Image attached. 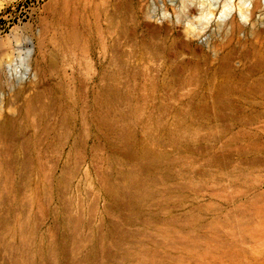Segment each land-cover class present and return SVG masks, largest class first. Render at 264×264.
<instances>
[{
  "label": "rangeland",
  "instance_id": "rangeland-1",
  "mask_svg": "<svg viewBox=\"0 0 264 264\" xmlns=\"http://www.w3.org/2000/svg\"><path fill=\"white\" fill-rule=\"evenodd\" d=\"M251 1L0 0V264H264Z\"/></svg>",
  "mask_w": 264,
  "mask_h": 264
},
{
  "label": "bare ground",
  "instance_id": "bare-ground-1",
  "mask_svg": "<svg viewBox=\"0 0 264 264\" xmlns=\"http://www.w3.org/2000/svg\"><path fill=\"white\" fill-rule=\"evenodd\" d=\"M251 5H252V9H249V10H247V15H246V17L247 18H249V17H252L253 16V14H255L257 11H258V9L259 8H262L263 10L261 11L262 12V15H261V20H262V22L264 23V4L262 5L261 3H259V2H252L251 1ZM259 14H260V12H258ZM225 17H227V13H223L222 12V16L220 17V22H222L223 21V19L225 18ZM257 17V16H256ZM217 22V21H216ZM224 22V21H223ZM262 22H260V23H262ZM219 23V22H218ZM261 25H263V24H261Z\"/></svg>",
  "mask_w": 264,
  "mask_h": 264
},
{
  "label": "water",
  "instance_id": "water-1",
  "mask_svg": "<svg viewBox=\"0 0 264 264\" xmlns=\"http://www.w3.org/2000/svg\"><path fill=\"white\" fill-rule=\"evenodd\" d=\"M198 44V43H197ZM196 46V44H194Z\"/></svg>",
  "mask_w": 264,
  "mask_h": 264
}]
</instances>
